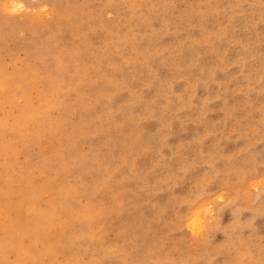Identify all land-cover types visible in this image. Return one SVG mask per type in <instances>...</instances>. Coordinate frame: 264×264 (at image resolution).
I'll return each mask as SVG.
<instances>
[{"label":"rangeland","instance_id":"obj_1","mask_svg":"<svg viewBox=\"0 0 264 264\" xmlns=\"http://www.w3.org/2000/svg\"><path fill=\"white\" fill-rule=\"evenodd\" d=\"M0 264H264V0H0Z\"/></svg>","mask_w":264,"mask_h":264},{"label":"bare ground","instance_id":"obj_2","mask_svg":"<svg viewBox=\"0 0 264 264\" xmlns=\"http://www.w3.org/2000/svg\"><path fill=\"white\" fill-rule=\"evenodd\" d=\"M17 5V4H16ZM13 7V6H12ZM199 221H200V219H199V217H198V215H197V212L196 213H194V215L191 217V219L189 220V222H188V225L190 224V226L191 227H194V229L199 225L200 226V223H199ZM198 226V227H199ZM189 227V226H188Z\"/></svg>","mask_w":264,"mask_h":264}]
</instances>
